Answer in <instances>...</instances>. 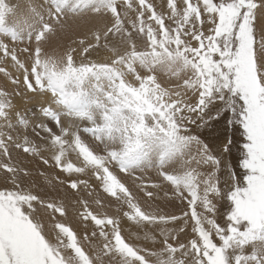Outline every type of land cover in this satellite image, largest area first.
Instances as JSON below:
<instances>
[{
    "label": "snow or ice",
    "instance_id": "6c2138e0",
    "mask_svg": "<svg viewBox=\"0 0 264 264\" xmlns=\"http://www.w3.org/2000/svg\"><path fill=\"white\" fill-rule=\"evenodd\" d=\"M45 3L46 14L32 10L33 22L9 23L15 10L0 0V65L10 63L19 74L0 66L14 86L11 94L0 89V153L10 159L14 145L40 156L41 146L26 134L31 127L55 149L51 162L68 175L72 190L91 188L88 180L71 179L90 171L117 211L126 206L123 217L160 248L130 243L119 217L97 214L87 201L79 217L92 231L81 237L56 222L55 239H49L35 204L60 217L65 206L22 190L21 169L4 163L0 168L12 174L5 179L15 190H0V264H106L105 258L107 264H264V0H167L166 13L150 0ZM90 17L110 24L94 32L93 41L81 39L79 49L45 50L69 20ZM25 36L34 46L16 47ZM114 38L123 50L109 48ZM104 48L110 61L88 59ZM158 71L174 77L175 87L162 83ZM13 95L34 104L39 122L33 125L19 111L13 122ZM228 155L234 164L222 187L219 173ZM149 170L158 183L145 180ZM118 173L148 198L147 210ZM164 184L182 206L179 215L151 205L155 193L149 189Z\"/></svg>",
    "mask_w": 264,
    "mask_h": 264
},
{
    "label": "rangeland",
    "instance_id": "374dc122",
    "mask_svg": "<svg viewBox=\"0 0 264 264\" xmlns=\"http://www.w3.org/2000/svg\"><path fill=\"white\" fill-rule=\"evenodd\" d=\"M5 2L10 6L11 5V7L12 8H14V10H15V6L18 4V0H5ZM16 4H15V3ZM150 2H152L153 4H154V6L156 7V9H157V11L158 12H163V13H166V11H167V8H166V5H167V0H150ZM41 9H40V13L42 14H46V9H47V4L45 3V5H42L41 7H40ZM43 11V12H42ZM33 20V19H32ZM32 20H31V22H32ZM30 21H29V23H31ZM108 24H110V21H108ZM210 27V25H208L207 23L204 25V30H205V32H207V30H208V28ZM85 42L86 43H88V42H90V41H93L94 40V36H87V37H85ZM105 41L103 40V38H102V40H101V43H104ZM137 43H138V46H140L141 48L143 47V38L142 37H139V38H137ZM78 46H79V48H80V45H79V43H78ZM112 46H117V47H119L121 50H123V45L117 40V39H113L112 40V42L111 43H109V48L110 47H112ZM79 48H77V49H79ZM106 58H108V59H106ZM112 58V53H111V51H109L108 50V48H104V49H102V50H99V51H93L92 52V54H91V56H89L88 57V59L89 60H94V61H102V62H108V61H110L109 59H111ZM83 59V57H81L78 53L77 54H75V60H76V62L77 63H80L81 62V60ZM103 59H105V60H103ZM9 66H11V65H9ZM10 72H13V74L14 75H19V74H17V73H15L14 71H13V69H12V71H10ZM0 75H3L2 73H0ZM156 75L158 76L159 75V79L161 80V82L162 83H165V84H169V85H171L170 87H175L174 85H175V83H176V80H175V78L174 77H171V78H168V76H163L164 74L163 73H161V72H157L156 73ZM4 76V75H3ZM161 77V78H160ZM166 78V79H165ZM163 79H164V82H163ZM168 79H170L169 81H168ZM168 81V82H167ZM171 81V82H170ZM173 81H174V85L172 84L173 83ZM8 86L11 88V89H13L14 88V86L11 84V82L8 84ZM16 104H14V106H15ZM35 106L33 105V109L34 110H29V108H27V107H20V108H18V106L16 105L15 106V108H13L12 110H11V113H12V116H13V122L14 123H18V118H17V116H16V113L18 112V111H22L23 112V114L27 117V118H32V120H33V118H34V116H36V118L38 117L39 119H41V117H40V114L38 115V113L39 112H37V108L35 107ZM22 108V109H21ZM27 108V109H26ZM14 109H15V111H14ZM21 109V110H20ZM17 110V111H16ZM25 111H26V113H25ZM13 112H14V114L15 115H13ZM31 113V114H30ZM28 114V115H27ZM29 114H30V116H29ZM36 114V115H35ZM36 118H34V119H36ZM37 118V119H38ZM17 121V122H16ZM32 123V122H31ZM33 125L35 124V123H32ZM193 128H194V126H193ZM194 131H195V129H194ZM28 132H30V134L28 133ZM26 134L37 144V145H43L44 143H46V144H44L43 146H41V151H40V156H42L44 153L43 152H45V155H46V157H48V159H49V161H50V165H47V168H49V166H52V167H54V165L52 164V162H51V156H52V154H53V152H49L48 151V154H47V152H46V150H51L50 149V145H49V143L48 142H46V141H43V140H41L39 137H35L36 135L32 132V129H31V127H29L28 129H27V131H26ZM13 135H15V134H13ZM228 135L229 136H231V131H229V133H228ZM33 136V137H32ZM84 138V140L87 142V143H89L90 145L92 144V141H91V139H90V137L89 136H84L83 137ZM203 138V137H202ZM237 138H239V137H237ZM211 138H209V140H210ZM41 142H40V141ZM89 140V141H88ZM48 146V147H47ZM47 147V148H46ZM46 148V149H45ZM10 149H11V151H10ZM42 149H44V150H42ZM13 150H14V152H13ZM53 150H55V149H53ZM9 152L11 153V155H10V160H9V158L8 157H5L4 155H3V157H2V161H3V159H4V161H3V164L4 163H12V164H14L16 167L18 166L19 167V169H20V167H21V171L18 173V177H19V182H20V188L22 189V190H25V191H30V186H35L34 188H33V190L34 191H36V192H38V193H41L42 195L43 194H45L44 195V201L45 202H55L56 200L55 199H59L60 200V198L62 199V200H64V201H62V202H66V203H62V202H60V204H63L64 206H66V205H69L68 207H70V206H76V207H73L74 209H75V212H77V214L76 215H74L73 214V212L72 211H70V209L69 208H66L65 207V209L68 211H70L69 212V215H72V217H74V216H76V217H79V213L80 212H82L84 209H83V205L81 206L80 204H81V201H87V199H88V206H89V209L91 210V211H93V207L92 208H90L91 207V204L94 206V207H96V205H95V200H96V197H97V195H98V193H99V191L101 192V193H103L102 192V189H101V185H100V183H99V181H97L93 176H92V174H91V172L89 171L87 174H84V175H79V174H74L72 177H71V179H76V178H85L84 180H88V182L90 183V184H92L91 185V188L90 189H86V188H84L82 185V187L80 186L77 190H72L69 186H68V180L70 179L69 177H68V175L67 174H65V173H63V172H61V171H59L57 168H55L57 171H58V173H60V174H62V177H65L66 178V180H64V181H57V182H54V185H53V182H49V177L45 174V176H44V180H45V183L47 182V183H49L51 186H53V187H55V186H57V184H58V187H57V189H59V190H63L61 193H59L60 195H57L56 197H55V199H54V197L52 196V193L51 192H49L46 188H47V183L44 185V187H41V185L40 184H36L35 182L37 181V180H39V175H41V174H39L40 172H38L39 170H36V169H34V166H35V162L36 161H41L42 162V160L40 159V156H32V155H30V154H25V153H22V151L20 150V149H17V148H15V146L14 145H10V147H9ZM12 153H14V156L12 157ZM25 154V155H24ZM37 159H36V158ZM75 157V154H72V155H70V159H72V161L74 162V163H79V161L76 159V157ZM18 160H17V159ZM15 159V160H14ZM22 159V160H21ZM27 159V161H25V160ZM36 159V160H35ZM7 160H9V161H7ZM29 160V161H28ZM25 162V163H24ZM30 163V164H29ZM43 163V162H42ZM1 164V163H0ZM19 164V165H18ZM33 164V165H32ZM44 164V163H43ZM234 164V157L232 156V155H228V156H225L224 157V167L222 168V170H221V172L219 173V175H220V178H221V186L223 187L224 185H223V182L225 181V180H227L228 179V176H227V172H228V170L232 167V165ZM25 165H26V167H25ZM25 170V171H24ZM204 170H207V169H204ZM236 171H237V173L239 172V170L238 169H236ZM2 172V173H1ZM27 172H29V173H27ZM36 172H38V173H36ZM32 173V174H31ZM23 174V175H22ZM31 174V175H30ZM38 174V176H36ZM0 190H15V188H14V185L12 184V182H11V179H5V177L7 176V177H11V175L12 174H10V173H6L5 172V170L4 169H2V168H0ZM66 175V176H65ZM118 175H119V173H118ZM120 175H123V174H120ZM28 178H27V177ZM33 176V177H32ZM124 176V175H123ZM143 176H144V178H145V180L146 181H148V182H159V180H158V177H157V173H156V171L155 170H149V171H146L145 173H143ZM24 177V178H23ZM35 177V178H34ZM48 177V178H47ZM36 179V180H35ZM92 179V180H91ZM123 180V179H122ZM127 180H130V179H127ZM64 183V184H63ZM28 184V185H27ZM36 184V185H35ZM60 184V185H59ZM62 184V185H61ZM95 184H97V185H95ZM126 184H128L127 182H126ZM95 185V186H94ZM129 185L132 187V188H134L135 190H137V192H139V193H142L143 195H144V193L139 189V187L137 186V184H135V183H133L132 182V180H130V182H129ZM22 186H23V188H22ZM66 186V187H65ZM128 186V185H127ZM41 188L44 190V191H42L41 190ZM96 189V190H95ZM69 190V191H68ZM91 190V191H90ZM150 191H153L154 193H155V197H154V200L155 201H171V200H174L175 202H176V205H177V207H179L180 206V209L178 210V212L180 211L181 212V205H180V203L178 202V201H176L175 199H171L172 198V189H171V186H169V185H167V184H164V185H162L161 186V188H150L149 189ZM45 191H48L49 192V194H50V196L49 195H47L46 193H45ZM89 191V192H88ZM97 191H98V193H97ZM60 192V191H59ZM93 192V193H92ZM69 193V194H68ZM70 193H72V195L74 196V197H72V196H70L71 194ZM97 193V194H96ZM165 193H167L168 195L166 196L165 195ZM95 194V195H94ZM105 194V193H104ZM103 194V195H104ZM79 195V196H78ZM70 196V197H69ZM96 196V197H95ZM105 196H106V194H105ZM145 196V195H144ZM157 196V197H156ZM91 197V198H90ZM94 197H95V199H94ZM108 197V196H107ZM146 197V196H145ZM71 198V199H70ZM111 199H113L112 197H110ZM156 198H158V199H156ZM83 199H85V200H83ZM47 200V201H46ZM49 200V201H48ZM70 200H71V202H70ZM57 202V201H56ZM75 203V204H72V203ZM38 205V206H37ZM78 205H79V209H80V211L78 210ZM142 205V204H141ZM35 207H36V209H38V212L40 213L39 214V216H40V218H42L43 219V222H44V220H45V224L46 225H43V227L44 228H47L48 227V221H50V220H54V218H55V214H50V212H44L43 210H42V208H41V205L39 204V203H37V204H35ZM226 207H227V204L226 203H222L221 204V206H220V211H221V213H223L224 211H225V209H226ZM101 209V208H100ZM42 211V212H41ZM79 211V212H78ZM124 211H127V208H126V206L125 207H121L120 208V210L119 211H117L116 212V214H117V217H119L120 218V220H122V219H126L125 217H123V212ZM44 212V213H43ZM95 212V211H94ZM102 211H96V213L98 214V213H101ZM180 212H179V214H180ZM42 215H44V216H42ZM56 215H58V214H56ZM110 215H114V212H112V213H110ZM42 216V217H41ZM66 216H67V214H66ZM44 217V218H43ZM60 217V216H59ZM68 217V216H67ZM80 218V217H79ZM61 219H63V221H64V219H66V221H62L63 223H65L66 225L68 224V222H67V218L64 216V217H61ZM217 219H218V222L219 223H221V224H223L224 223V216L223 215H220V216H218L217 217ZM48 220V221H47ZM127 220V219H126ZM77 221V220H76ZM128 221V220H127ZM78 222V221H77ZM129 222H131V221H129ZM79 223L81 224V228H82V226H83V230L85 231V228H86V230H88V228H90V226L88 227V225H90V223L89 224H87L86 226H85V224H83L82 223V221H81V219L79 220ZM123 221H121V227H122V232H123V235L125 236V232L126 233H130V235L132 236V237H134L133 236V233H132V231L131 230H129V229H125L124 230V226H123ZM68 226V225H67ZM70 226V225H69ZM135 226H136V224H135ZM170 226H172V225H169V227ZM76 227V226H75ZM82 237H83V235H82ZM126 237V236H125ZM136 237H138V235L136 236ZM139 237L141 238V237H143V236H140L139 235ZM182 238V239H181ZM49 239H52V240H54L55 239V235L53 234V236L51 237V238H49ZM128 241H129V239L128 238H126ZM180 239L181 240H185L186 239V237L185 236H183V235H181L180 236ZM134 240V239H133ZM138 242H141V244H143L142 246H147L146 244H149L151 247H150V249H153V248H155L156 246H157V248L158 247H160L159 246V244H155V247H154V245L152 244V242L151 241H145L144 239H142V240H138ZM217 243H219V241L217 240L216 241ZM93 243H96V244H99V242L98 241H93ZM85 247H86V251H89V253L90 254H92L91 252L92 251H90V249H89V247L87 246V245H85ZM146 248V247H145ZM89 249V250H88ZM246 253H251V251H252V248L251 247H248V248H246ZM66 254H71L70 253V251L68 252V253H66Z\"/></svg>",
    "mask_w": 264,
    "mask_h": 264
},
{
    "label": "bare ground",
    "instance_id": "6f19581e",
    "mask_svg": "<svg viewBox=\"0 0 264 264\" xmlns=\"http://www.w3.org/2000/svg\"><path fill=\"white\" fill-rule=\"evenodd\" d=\"M19 2H18V4L15 6V15L14 16H10L9 17V23H12L13 21H16V20H28V21H30L31 22V20L33 19V17H34V13H33V9H35V11L36 12H39L40 11V7L42 6V5H45V0H18ZM15 3V2H14ZM17 3V2H16ZM15 3V4H16ZM11 6V5H10ZM43 12V11H42ZM43 14V13H42ZM32 22H33V20H32ZM106 23H108V22H106V21H104V20H102V19H100V18H98V17H90V18H85V19H83V20H69L68 21V27L64 30V31H58L57 33H56V35L55 36H52L51 38H50V40L48 41V43L47 44H45L44 45V47H45V50L49 53V54H52V53H60V54H63V53H65L66 52V50H68V49H70V48H79V46H78V43H79V41L81 40V39H83V40H86L85 39V37H87V36H93V33L94 32H96V31H100V32H103V30L105 29V27H106ZM9 46L10 47H12L13 46V44L11 43V42H9ZM16 47H18V48H23V47H33L34 46V42H33V44H29V42H28V40H27V38H26V36H25V39H24V42L23 43H21V44H17V45H15ZM27 54L26 53H21L20 54V56H21V59H24L25 58V56H26ZM106 59H108V58H106ZM103 60H105V59H103ZM110 60V59H109ZM9 65H11L10 63H6V64H3V65H0V66H3V67H5V68H7L9 71H12V68H11V66H9ZM14 71V70H13ZM163 76H165V75H163ZM158 77H159V75H158ZM161 78V77H160ZM169 78V77H168ZM166 79V78H165ZM172 79V78H171ZM170 79H168V81H169ZM167 81V82H168ZM163 82H164V79H163ZM171 82V81H170ZM10 83V81H9V79L7 78V77H5V76H3V75H0V89H2V90H6L8 93H13V90H14V88L13 89H11L9 86H8V84ZM165 84V83H164ZM173 85H174V81H173V83H172ZM168 86H171V85H169V84H167ZM175 86V85H174ZM12 99H13V103L14 104H16L17 106H18V108H20V107H27V108H29V110L31 111V110H34L33 109V103L32 102H26V101H22L18 96H15V95H13L12 96ZM48 98H47V96H45V97H43L42 98V100H47ZM37 100H41V98H37ZM15 105V106H16ZM15 106H14V108H15ZM26 108V109H27ZM35 108V107H34ZM22 109V108H21ZM20 109V110H21ZM14 111H15V109H14ZM17 111V110H16ZM19 112H22V111H19ZM25 113H26V111H25ZM31 114V113H30ZM30 114H29V116H30ZM13 115H15L14 114V112H13ZM28 115V114H27ZM36 115V114H35ZM38 115H39V113H38ZM13 117V116H12ZM34 118H36V116H34ZM33 118V120H32V118H30V121L32 122V123H37V122H39V118L37 119H34ZM17 122V121H16ZM5 131H8L7 129H5ZM29 134H30V132H28ZM13 134H15V132H13ZM31 135V134H30ZM33 137V136H32ZM36 138H37V136H35ZM86 140V139H85ZM40 141V140H39ZM89 141V140H88ZM41 142V141H40ZM44 144H46V143H44ZM43 144V145H44ZM43 145H40V146H43ZM50 145V144H49ZM48 147V146H47ZM46 147V148H47ZM45 148V149H46ZM50 149L51 150H46V152H47V154H48V151L49 152H54L55 150H53V148H51V146H50ZM42 150H44V149H42ZM10 151H11V149H10ZM13 152H14V150H13ZM44 154L42 155V157H44V158H47L48 159V157H46V155H45V152H43ZM10 155H11V153H10ZM25 155V154H24ZM14 156V153H12V157ZM2 157H3V154L2 153H0V163L1 164H3V161H4V159H3V161H2ZM15 157V156H14ZM36 158V157H35ZM38 158V157H37ZM36 158V159H37ZM75 158V157H74ZM17 159V158H16ZM35 159V160H36ZM10 160V159H9ZM9 160H7V161H9ZM15 160V159H14ZM18 160V159H17ZM22 160V159H21ZM25 160V159H24ZM25 161H27V159L25 160ZM29 161V160H28ZM25 163V162H24ZM30 164V163H29ZM19 165V164H18ZM33 165V164H32ZM50 165V164H49ZM25 167H26V165H25ZM17 168H19L18 166H17ZM20 169H21V167H20ZM34 169H36V170H39L38 172H40L39 174H41V175H39L40 177H39V180H37L35 183L36 184H40L41 185V187H44V185L47 183H45V180H44V176H45V174L49 177V182H53V185H54V182H57V181H64V180H66V178L65 177H62V174H60V173H58V171L54 168V167H52V166H49V168H47V165H45V164H43L41 161H36L35 162V166H34ZM25 171V170H24ZM38 172H36V173H38ZM2 173V172H1ZM27 173H29V172H27ZM32 174V173H31ZM30 174V175H31ZM23 175V174H22ZM120 175V174H119ZM1 176V175H0ZM36 176H38V174L36 175ZM66 176V175H65ZM27 177V176H26ZM33 177V176H32ZM47 177V178H48ZM120 177H121V179H123L124 180V182L126 183H128L127 185H128V187H129V189H130V191L133 193V195L136 197V199H137V201L140 203V204H142L141 206L142 207H144L146 210H147V208H148V205L145 203L146 201H148V198L147 197H145L142 193H139V192H137V190H135L134 188H132L130 185H129V182H130V180H127V178L126 177H124L123 175H120ZM24 178V177H23ZM28 178V177H27ZM35 178V177H34ZM86 178V177H85ZM84 178V179H85ZM81 179H83V178H81ZM36 180V179H35ZM92 180V179H91ZM35 184V185H36ZM64 184V183H63ZM28 185V184H27ZM60 185V184H59ZM62 185V184H61ZM92 185V184H91ZM95 185H97V184H95ZM94 185V186H95ZM2 186V185H1ZM0 186V187H1ZM35 186L33 185V186H30V192L32 193V194H35V195H37L38 197H40L42 200L44 199V195L45 194H41V193H38V192H36V191H34L33 190V188H34ZM57 187H58V184H57V186H55V187H53V186H51L49 183H47V190L49 191V192H51L52 193V196L54 197V199H55V197L57 196V195H60L59 193H61L62 191L61 190H59V189H57ZM66 187V186H65ZM82 187V186H81ZM22 188H23V186H22ZM36 188V187H35ZM41 190L42 191H44L42 188H41ZM96 190V189H95ZM48 191H45V193L47 194V195H49L50 196V194H49V192ZM60 191V192H59ZM69 191V190H68ZM91 191V190H90ZM64 192V191H63ZM62 192V193H63ZM89 192V191H88ZM93 193V192H92ZM97 193H98V191H97ZM96 193V194H97ZM69 194V193H68ZM71 195L70 196H72V197H74L73 195H72V193H70ZM104 193H101L100 191H99V193H98V195H97V197H96V199L97 198H99L101 201H102V204L101 205H96V203H95V205H96V207H94L92 204H91V207L90 208H94L93 209V212L95 211H102L101 213H98V214H106V215H110V213H112V212H114V215L113 216H117V214H116V212H117V203H116V201L114 200V198L113 199H111L110 197H107V195L105 196V194L103 195ZM95 195V194H94ZM69 196V197H70ZM79 196V195H78ZM95 197H94V199H95ZM157 197V196H156ZM91 198V197H90ZM71 199V198H70ZM156 199H158V198H156ZM171 199H174V198H171ZM56 201L55 202H52V203H58V204H60V202H62V201H64V200H62L61 198H60V200L59 199H55ZM83 200H85V199H83ZM47 201V200H46ZM49 201V200H48ZM87 201H88V199H87ZM70 202H71V200H70ZM62 203H66V202H62ZM37 204V203H36ZM72 204H75L74 202L72 203ZM81 206H82V204H80ZM151 205H152V207L153 208H156V207H159V208H161V209H163L164 210V212H166V213H172V214H176V215H179V212H178V210L180 209V206L179 207H177V205H176V202L174 201V200H171V201H155L154 199H153V201H151ZM38 206V205H37ZM69 205H66L65 207L66 208H69L70 209V211H72L73 212V214L74 215H76L77 214V212H75V209L73 208V207H76V206H70V207H68ZM101 208V209H100ZM38 210V209H37ZM78 210L80 211V209H79V205H78ZM69 210L67 211L66 210V214H67V216H65L66 218H67V222H68V226L69 227H71L79 236H81L82 237V235H84L85 233H90L91 231H92V229H93V225H88V227L90 226V228H88V230H86V228H85V231L82 229L83 228V226H82V228H81V224L79 223V220H80V218L79 217H76V216H74V217H72V215H69V212H70ZM78 211V212H79ZM42 212V211H41ZM44 213V212H43ZM40 214V213H39ZM42 216H44V215H42ZM41 216V217H42ZM44 218V217H43ZM46 220V219H45ZM45 220H44V222H45ZM78 222H77V221ZM48 221V220H47ZM63 221V219H61V217H59V214L58 215H56L55 214V218H54V220H50V221H48V227L47 228H44L45 229V231H46V233H47V235H48V237L49 238H51L52 236H53V234L55 235V230H54V224L56 223V222H62ZM64 221H66V219H64ZM63 221V222H64ZM121 221H123V226H124V230L125 229H129V230H131L132 231V233H133V236L134 237H132L131 235H130V233H126L125 232V236H126V238H128L129 239V242L130 243H133V244H136V245H138V246H142L143 244H141V242H138V240H142L143 239V237H139V235L140 236H143V231L136 225L135 226V223L134 222H129V221H127L126 219H122ZM43 222V219L41 218V223H42V225H46L45 223ZM66 225V226H67ZM171 225V224H170ZM76 226V227H75ZM86 226V225H85ZM168 227H169V225H168ZM173 227H175L174 225H172V226H170L169 228H173ZM150 231V230H149ZM138 235V237H136ZM134 239V240H133ZM182 239V238H181ZM94 241H98V240H94ZM99 243H100V241H98ZM147 246H145L146 248H149L150 249V245L149 244H146ZM160 246V245H159ZM144 247V246H143ZM154 247H155V245H154ZM160 247H158L157 248V246L155 247V249H159ZM90 249V251H92L91 250V248H89ZM88 249V250H89ZM92 253V255H94V253L93 252H91ZM150 259H151V257H150ZM105 260H106V264H107V258H105Z\"/></svg>",
    "mask_w": 264,
    "mask_h": 264
}]
</instances>
